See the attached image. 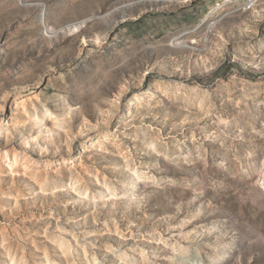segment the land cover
<instances>
[{
	"label": "rangeland",
	"instance_id": "1",
	"mask_svg": "<svg viewBox=\"0 0 264 264\" xmlns=\"http://www.w3.org/2000/svg\"><path fill=\"white\" fill-rule=\"evenodd\" d=\"M0 264H264V0H0Z\"/></svg>",
	"mask_w": 264,
	"mask_h": 264
},
{
	"label": "built area",
	"instance_id": "2",
	"mask_svg": "<svg viewBox=\"0 0 264 264\" xmlns=\"http://www.w3.org/2000/svg\"><path fill=\"white\" fill-rule=\"evenodd\" d=\"M253 5H254V2H252V3L250 4L249 8L252 7Z\"/></svg>",
	"mask_w": 264,
	"mask_h": 264
}]
</instances>
